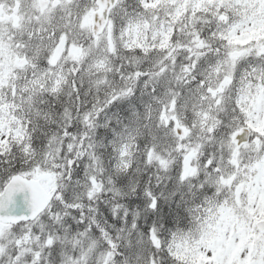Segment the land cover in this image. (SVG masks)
Returning a JSON list of instances; mask_svg holds the SVG:
<instances>
[{"label":"snow or ice","instance_id":"1","mask_svg":"<svg viewBox=\"0 0 264 264\" xmlns=\"http://www.w3.org/2000/svg\"><path fill=\"white\" fill-rule=\"evenodd\" d=\"M0 264H264V0H0Z\"/></svg>","mask_w":264,"mask_h":264}]
</instances>
